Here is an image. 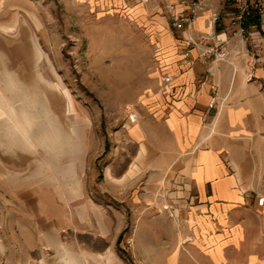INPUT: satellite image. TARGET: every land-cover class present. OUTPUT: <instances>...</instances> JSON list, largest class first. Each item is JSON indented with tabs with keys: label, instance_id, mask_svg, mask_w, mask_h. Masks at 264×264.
<instances>
[{
	"label": "rangeland",
	"instance_id": "374dc122",
	"mask_svg": "<svg viewBox=\"0 0 264 264\" xmlns=\"http://www.w3.org/2000/svg\"><path fill=\"white\" fill-rule=\"evenodd\" d=\"M172 1L0 0V264H151L176 239L148 100Z\"/></svg>",
	"mask_w": 264,
	"mask_h": 264
},
{
	"label": "crops",
	"instance_id": "0c3cea01",
	"mask_svg": "<svg viewBox=\"0 0 264 264\" xmlns=\"http://www.w3.org/2000/svg\"><path fill=\"white\" fill-rule=\"evenodd\" d=\"M234 11L232 0H211L191 29L166 34L162 46V76L172 81L162 90L157 78L148 100L171 141L166 171L178 234L151 264H264V56L248 55ZM214 13L229 61L203 62L195 50L186 57L183 38L208 32ZM247 26L256 30L258 21Z\"/></svg>",
	"mask_w": 264,
	"mask_h": 264
},
{
	"label": "built area",
	"instance_id": "2783aa9c",
	"mask_svg": "<svg viewBox=\"0 0 264 264\" xmlns=\"http://www.w3.org/2000/svg\"><path fill=\"white\" fill-rule=\"evenodd\" d=\"M211 0H180L183 5L181 11H177L174 4L170 5V18L173 27L177 31H186L192 28L195 19L202 13L207 3ZM234 5L233 23L238 26L237 33L242 37L247 46V53L253 59H257L259 55L264 56V0H232ZM219 17L213 14L208 21V32L197 33L183 38L185 56L191 55L195 50L200 60L203 62L221 63L228 62L230 58V50L228 48V40L222 39L215 32L216 23ZM258 21V28L251 30L247 26L250 20ZM172 79L169 76H162L161 89L165 90ZM214 101L209 104V109L214 108L217 90L212 89ZM131 121L135 122V117L131 116ZM264 198L258 199V205H263Z\"/></svg>",
	"mask_w": 264,
	"mask_h": 264
},
{
	"label": "bare ground",
	"instance_id": "6f19581e",
	"mask_svg": "<svg viewBox=\"0 0 264 264\" xmlns=\"http://www.w3.org/2000/svg\"><path fill=\"white\" fill-rule=\"evenodd\" d=\"M160 46H163V44L160 43ZM67 155V154H66Z\"/></svg>",
	"mask_w": 264,
	"mask_h": 264
}]
</instances>
